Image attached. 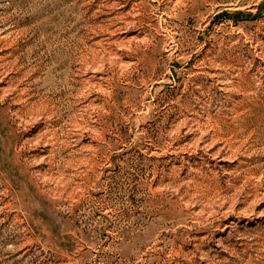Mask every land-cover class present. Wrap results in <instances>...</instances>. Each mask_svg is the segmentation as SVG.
I'll return each mask as SVG.
<instances>
[{"label":"rangeland","instance_id":"1","mask_svg":"<svg viewBox=\"0 0 264 264\" xmlns=\"http://www.w3.org/2000/svg\"><path fill=\"white\" fill-rule=\"evenodd\" d=\"M0 264H264V0H0Z\"/></svg>","mask_w":264,"mask_h":264}]
</instances>
